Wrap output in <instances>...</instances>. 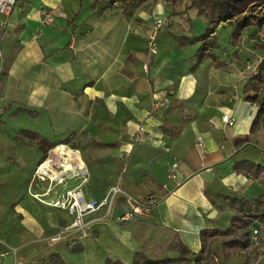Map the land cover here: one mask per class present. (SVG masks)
<instances>
[{
    "label": "crops",
    "instance_id": "1",
    "mask_svg": "<svg viewBox=\"0 0 264 264\" xmlns=\"http://www.w3.org/2000/svg\"><path fill=\"white\" fill-rule=\"evenodd\" d=\"M188 2L141 0L125 10L122 2L109 0L14 5L0 39V240L14 251L0 257V264H51L52 254L66 264H129L140 250L153 259L175 257L165 250L175 233L196 253L200 231L221 228L230 218L213 202L226 207L225 197L250 198L262 190L257 180L234 171L241 160L264 165V129L249 132L257 106L242 96L243 58L255 52L257 25L242 30L239 43L231 41L232 25L215 28L208 49L224 62L216 67L211 57H198L200 42H189L205 23L196 8L185 10ZM41 7L64 14L42 25ZM163 17L151 53L148 35ZM222 47L226 52L220 54ZM163 96L168 105L153 109ZM223 114L234 116V125H226ZM140 126L146 138L134 142ZM29 131L55 143L46 156L31 143ZM70 134L69 143H60ZM59 145L79 154L84 175L71 178L70 172L82 168L64 175L57 168L62 159L48 160ZM175 159L182 182L165 192L161 185ZM116 182L141 200L156 195L147 200L144 216L121 222L120 204L106 220H96L101 212L87 215L92 222L84 236L50 239L70 217L33 194L50 201L79 186L87 198H101Z\"/></svg>",
    "mask_w": 264,
    "mask_h": 264
},
{
    "label": "trees",
    "instance_id": "2",
    "mask_svg": "<svg viewBox=\"0 0 264 264\" xmlns=\"http://www.w3.org/2000/svg\"><path fill=\"white\" fill-rule=\"evenodd\" d=\"M103 0H95L100 2ZM110 2H122L125 7L141 0H109ZM196 8L198 15L202 16L205 30L189 42H200L197 52L199 58L209 56L215 60L216 67H222L223 61H218L216 56L209 52L207 46H212L214 36L209 37L215 28L225 22L233 26L231 40L233 43L241 41V32L245 28L264 22V0H189L185 10ZM257 30V28H256ZM256 34V32H255ZM182 40L184 37H177ZM243 99L257 106L256 114L250 124L249 132L254 133L264 129V58H262L258 72L251 76L242 88ZM163 130V126H162ZM31 143L46 156L47 152L55 146V143L34 133L25 132ZM74 134H70L60 143H69ZM74 145V144H73ZM72 147H75L73 146ZM44 158V157H43ZM236 173H244L257 180L262 190L254 197H225L228 202L223 207L213 204L219 208H226L231 214L229 224L226 228H204L199 237L201 248L198 252H192L175 233L170 243L166 246L167 252L175 253V257L163 256L150 258L143 251L134 254L129 264H182L193 260L195 264H261L264 258V165L248 160H241L234 164ZM256 231V240H252L253 231ZM232 258H238L236 262ZM51 264H66L59 254L49 256ZM106 264H126L120 260L108 259Z\"/></svg>",
    "mask_w": 264,
    "mask_h": 264
},
{
    "label": "built area",
    "instance_id": "3",
    "mask_svg": "<svg viewBox=\"0 0 264 264\" xmlns=\"http://www.w3.org/2000/svg\"><path fill=\"white\" fill-rule=\"evenodd\" d=\"M21 0H0V39L3 31L7 26V17L10 14L14 5ZM64 14L62 9H53L41 7L37 10V15L42 25H50L53 23L56 16H62ZM166 23V18H157L151 28L148 35V50L151 53H155V35L159 27ZM256 42L258 45H264V22H262L256 30ZM1 46H0V76H1ZM262 58L258 57L253 61H247L242 67V78L249 79L251 76L258 72V67ZM168 97L163 96L152 102L153 109H163L168 105ZM222 121L228 125L232 126L235 123V118L229 114H223L221 116ZM146 138V131L143 126L138 127L136 130L133 141L143 142ZM202 140L197 139L196 147L198 152L202 154L204 152ZM61 179V178H59ZM182 182V173L180 171L179 162L177 159L173 160L166 173V181L162 183L161 189L165 192L177 187ZM33 197L37 200L57 209L65 211L69 217L70 221L65 226L61 228L59 233L52 236L50 239L52 241L59 240L66 236L80 235L84 236L90 227L92 221L85 220V217L90 214L101 212L100 216L96 220H106L111 217L113 211L117 205L122 206V211L118 216L119 221L128 222L133 221L137 217L144 216L151 203L136 198L135 196L129 194L125 191L121 185L116 182L113 183L105 192L101 198H87L79 186L69 187L62 190L58 195L50 200L45 201L38 197V194H33ZM156 195L149 196V201L155 199ZM257 232L254 230L252 234V240H256ZM10 251H14L13 248L8 247L3 241L0 240V257H4Z\"/></svg>",
    "mask_w": 264,
    "mask_h": 264
},
{
    "label": "bare ground",
    "instance_id": "4",
    "mask_svg": "<svg viewBox=\"0 0 264 264\" xmlns=\"http://www.w3.org/2000/svg\"><path fill=\"white\" fill-rule=\"evenodd\" d=\"M54 152L53 156H49L48 160L50 159L52 162L58 161V159H62L63 162L60 165H57V168H60L61 172L64 171H72L74 168H82L79 154L76 151L71 150L65 145H59L52 150ZM41 167H44L41 164ZM55 170V169H54Z\"/></svg>",
    "mask_w": 264,
    "mask_h": 264
},
{
    "label": "rangeland",
    "instance_id": "5",
    "mask_svg": "<svg viewBox=\"0 0 264 264\" xmlns=\"http://www.w3.org/2000/svg\"><path fill=\"white\" fill-rule=\"evenodd\" d=\"M187 1V0H186ZM189 1V0H188ZM188 4V3H187ZM262 11H264V10H262ZM198 32V30H194V33L196 34ZM200 35V34H199ZM221 36V35H220ZM209 37H211L210 35H209ZM215 41V40H214ZM232 41V40H231ZM222 46V45H221ZM251 46H252V50H255V52L254 51H248V55L246 56V57H244L243 58V65L247 62V61H253V60H255V59H257L258 57H261V58H264V45H258L257 44V42H256V37H255V33L253 34V36H252V43H251ZM208 47V46H207ZM225 51V49H224V47H222V49L219 51L220 52V54H222L224 51ZM226 52V51H225ZM218 53V52H217ZM216 58H218L217 56H216ZM243 65H242V67H243ZM85 169L84 168H82V169H75L74 170V172L72 171V172H70V173H74L72 176H70L71 178L72 177H74L75 175H84L85 173ZM65 173H68V170L67 171H64L63 172V174L65 175ZM69 173V174H70ZM149 196V194L147 195V197ZM147 197H143L144 199L145 198H147ZM147 200H149V199H146V200H144V201H147ZM224 218H228V214H225V216H224ZM227 223H225L226 225H221V228H226L227 226H228V224H229V220L228 221H226ZM238 260V258H232L231 259V261H234V262H236ZM260 263L261 264H264V258H262L261 260H260ZM207 264H213L211 261L210 262H208Z\"/></svg>",
    "mask_w": 264,
    "mask_h": 264
},
{
    "label": "water",
    "instance_id": "6",
    "mask_svg": "<svg viewBox=\"0 0 264 264\" xmlns=\"http://www.w3.org/2000/svg\"><path fill=\"white\" fill-rule=\"evenodd\" d=\"M215 215H216V210L213 209V210H211L210 213L208 214V217L213 218Z\"/></svg>",
    "mask_w": 264,
    "mask_h": 264
}]
</instances>
